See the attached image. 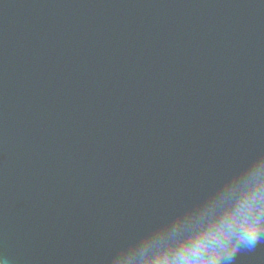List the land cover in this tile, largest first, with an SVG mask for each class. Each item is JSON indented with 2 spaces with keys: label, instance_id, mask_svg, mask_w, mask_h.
<instances>
[{
  "label": "water",
  "instance_id": "obj_1",
  "mask_svg": "<svg viewBox=\"0 0 264 264\" xmlns=\"http://www.w3.org/2000/svg\"><path fill=\"white\" fill-rule=\"evenodd\" d=\"M262 152L264 0H0V264H105Z\"/></svg>",
  "mask_w": 264,
  "mask_h": 264
},
{
  "label": "clouds",
  "instance_id": "obj_2",
  "mask_svg": "<svg viewBox=\"0 0 264 264\" xmlns=\"http://www.w3.org/2000/svg\"><path fill=\"white\" fill-rule=\"evenodd\" d=\"M262 242L264 152L128 240L105 264H234L238 253Z\"/></svg>",
  "mask_w": 264,
  "mask_h": 264
}]
</instances>
